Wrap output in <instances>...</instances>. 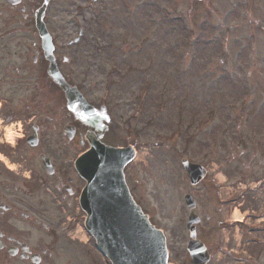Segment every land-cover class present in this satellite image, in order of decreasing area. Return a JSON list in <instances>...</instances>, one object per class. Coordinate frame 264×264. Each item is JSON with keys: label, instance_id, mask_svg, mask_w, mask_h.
Masks as SVG:
<instances>
[{"label": "rangeland", "instance_id": "obj_1", "mask_svg": "<svg viewBox=\"0 0 264 264\" xmlns=\"http://www.w3.org/2000/svg\"><path fill=\"white\" fill-rule=\"evenodd\" d=\"M3 17L0 31H19L0 41V72L39 69L22 72L25 97L26 87L42 81L36 76L45 78L40 39L29 15L19 26ZM45 23L63 75L90 103L106 105V141L129 143L140 155L126 181L165 233L169 261L190 264L189 193L207 264H264V0H51ZM182 157L207 168L201 182L189 183ZM229 197L235 200L223 202ZM233 210L243 225L225 222Z\"/></svg>", "mask_w": 264, "mask_h": 264}, {"label": "flooded vegetation", "instance_id": "obj_2", "mask_svg": "<svg viewBox=\"0 0 264 264\" xmlns=\"http://www.w3.org/2000/svg\"><path fill=\"white\" fill-rule=\"evenodd\" d=\"M33 11L29 0H0L4 24L18 25ZM14 27L0 31V41L19 31ZM38 56L34 50L33 64ZM24 66L0 72V92L15 95L0 93V264H100L85 239L79 196L86 181L75 168L89 147L87 126L73 118L47 78L36 76L42 81L26 87L25 97L19 93L22 72L36 69Z\"/></svg>", "mask_w": 264, "mask_h": 264}, {"label": "water", "instance_id": "obj_3", "mask_svg": "<svg viewBox=\"0 0 264 264\" xmlns=\"http://www.w3.org/2000/svg\"><path fill=\"white\" fill-rule=\"evenodd\" d=\"M48 1H43L34 16L48 61L46 73L63 90L66 105L75 119L87 126L86 136L90 143V149L76 164L88 180L82 197V206L87 212L86 226L112 264H171L167 263L164 234L150 223L148 215L134 202L124 181L123 167L133 157V147H112L100 141L110 123L105 106L97 109L88 104L77 88L65 81L55 64L51 37L43 21ZM182 164L192 183L205 173L201 165L187 159H182ZM185 200L190 209L187 249L191 262L203 264L208 255L203 244L195 238L193 223L198 217L192 212V199L186 195Z\"/></svg>", "mask_w": 264, "mask_h": 264}, {"label": "bare ground", "instance_id": "obj_4", "mask_svg": "<svg viewBox=\"0 0 264 264\" xmlns=\"http://www.w3.org/2000/svg\"><path fill=\"white\" fill-rule=\"evenodd\" d=\"M139 156H140L139 154H136L135 157L138 158ZM238 217H241V215L237 211H235V212H233L231 219L238 218Z\"/></svg>", "mask_w": 264, "mask_h": 264}]
</instances>
